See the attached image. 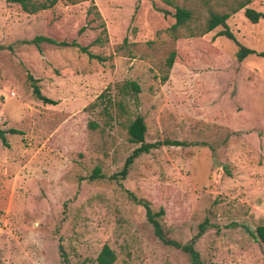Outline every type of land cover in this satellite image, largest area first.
I'll return each instance as SVG.
<instances>
[{"label":"rangeland","instance_id":"1","mask_svg":"<svg viewBox=\"0 0 264 264\" xmlns=\"http://www.w3.org/2000/svg\"><path fill=\"white\" fill-rule=\"evenodd\" d=\"M247 2L264 12V0H57L36 13L0 0V264H63L59 244L68 264H99L104 244L113 264H192L131 193L163 207L165 235L194 239L205 264H264V18L250 22ZM176 6L191 17L171 28ZM211 13L229 14L235 40L203 33ZM238 44L256 53L237 62ZM138 113L162 144L121 177Z\"/></svg>","mask_w":264,"mask_h":264},{"label":"trees","instance_id":"2","mask_svg":"<svg viewBox=\"0 0 264 264\" xmlns=\"http://www.w3.org/2000/svg\"><path fill=\"white\" fill-rule=\"evenodd\" d=\"M12 2L19 3L22 7V9L28 13H36L40 10L47 9L52 7L57 0H10ZM248 4L244 3L239 8L244 7V15L245 17L252 23H257L259 19L264 18V12L258 11L250 6H246ZM137 7V6H136ZM165 13H168L165 11ZM173 17L175 18L174 24L171 26V28H175L177 26L183 25L187 20L191 17V12L185 8L176 6L175 12L173 13ZM229 18L228 13H211L210 17L208 18L206 22L205 29L203 33L211 31L217 26H221L222 29L218 32V35H224L230 39H234V34L229 29L227 24V19ZM34 39L33 41H35ZM235 40V39H234ZM251 53H256L254 50L247 48L243 45L238 44V51L235 54V60L237 62H242L247 55ZM259 56L264 57V51L256 53ZM176 56L175 51H171L167 58H166V66L168 69H170L174 63ZM166 77V76H165ZM164 77V79H166ZM31 87H32V93L33 95L40 100L41 102L45 104H56L57 101L45 96L40 91V87L37 84L36 79L32 78V76H28ZM118 91L123 97H129L132 100L137 101L138 93L141 91V87L138 82L134 80H125L118 86ZM103 97V93H101L98 96V99ZM92 127H95V124L93 122L89 123ZM11 133H20L19 130H16L14 128H10L8 130ZM5 132L6 130L0 129V141L2 144L6 145V138H5ZM128 132V140L131 143L137 144V146L132 150V152L127 156V158L124 161L123 167L120 170L119 174L121 177H125L130 165L133 163L135 158L140 156L143 153H148L150 149L159 146L162 144V142H153L148 143L145 141V134H146V123L144 120V117L141 114H136L134 118L129 122L127 127ZM165 144H183L182 142L178 141H164ZM99 170L96 169L94 171V175H98ZM132 199L136 201L137 203L141 204L145 209V216L147 221L152 225L153 231L155 235L164 243L167 245H172L176 248H180L184 252H186L191 260L192 264H205L204 261L201 259L199 252L194 247V239H192L190 242L181 244L176 240L170 239L165 235V232L163 230L162 224H161V217L164 215L165 211L163 207H160L157 211H153L151 208V204L146 199H139L136 196H134L132 193L130 194ZM204 229V224L201 223L199 225V233L202 232ZM254 236L255 238L262 244L264 247V224H260L256 226L254 230ZM59 251L60 256L62 257L63 264H68V260L66 258V255L62 249V246L59 244ZM115 253L114 251L107 245L104 244L98 253L96 257V261L99 264H113L115 261Z\"/></svg>","mask_w":264,"mask_h":264}]
</instances>
